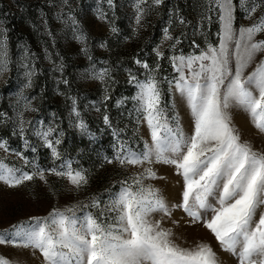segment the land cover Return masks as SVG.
I'll return each instance as SVG.
<instances>
[{"label": "snow or ice", "instance_id": "1", "mask_svg": "<svg viewBox=\"0 0 264 264\" xmlns=\"http://www.w3.org/2000/svg\"><path fill=\"white\" fill-rule=\"evenodd\" d=\"M106 3L115 16L114 0ZM67 4L68 0H62L55 19L64 26L62 31L71 32V39L80 45L79 53L89 61L80 78L99 82L103 100L107 101L117 83L112 68H96L89 36L71 10L65 14ZM163 4L164 0H151V4L148 0H136L134 33L143 26L146 16ZM191 9L196 13V24L180 14L179 6L173 5L168 10L169 27L162 29L161 44L152 49L153 64L134 59L144 70L143 79L130 68L125 69L127 83L136 90L130 97L133 107L128 111L132 136L139 135L142 126L147 129V137L140 136L142 147L134 149L128 141L120 139L128 124L114 127L107 108L102 113L103 124L112 129L118 144L114 145L111 158L104 156V162L125 172L130 168L138 170L129 172L102 193L90 194L85 201L53 206L46 216H34L12 225L0 232V245L28 249L33 256L38 253L42 258L40 264H224L210 243L196 241L185 246L186 241L182 245L173 239L172 229L163 224L165 220L178 224L172 217L174 211L181 210L188 218L186 223L206 229L220 252L235 257L236 264H264V147L254 148L251 142L241 139L231 111L239 109L246 113L253 126L264 134V0H192ZM237 10L242 13L240 19L249 23H238ZM40 18L44 34L52 38L55 46L56 38L43 11ZM97 19L106 21L111 33L118 31L102 9H97ZM173 21L184 27L191 24L193 36L204 37V47L193 39L191 46L198 52L177 54L181 37L187 33L181 31L174 36L170 31ZM4 23L0 19V77L17 63L23 69L24 83L15 101L14 117L0 113L4 117L0 125L10 122L12 135L19 137L25 150L35 153L36 146L26 138V126L32 125V121L25 119V113L39 109L32 104L35 97L30 99L24 89L33 87L36 53L26 41H18V58L14 60L9 29ZM214 24L215 42L209 39ZM32 27L37 28L35 24ZM165 42L170 51L167 57L161 50ZM99 47L108 50L103 40ZM44 59L52 62L54 71L63 76V57L56 63L45 47ZM165 59L175 73L171 78L160 77V62ZM61 82L69 84L66 78ZM163 83L168 85V99L161 87ZM68 99L72 101L70 113L76 117L70 124L91 138L76 98ZM127 99H118L116 107L121 108ZM181 107L189 117L187 128L181 120ZM95 111L100 112V108L95 107ZM37 123L40 127H31V133L50 151L52 167L41 168L21 151L12 150L21 166L0 159V184L19 188L36 179L47 184L50 174L65 179L70 191L79 194L86 190L89 170L73 167V160L60 151L63 130L59 125L53 127L51 122L46 127L43 121ZM0 150L9 153L8 142L3 138ZM155 166L171 170L173 186H179L174 202L151 183L168 179L159 176ZM0 264L14 262L0 256Z\"/></svg>", "mask_w": 264, "mask_h": 264}, {"label": "rangeland", "instance_id": "2", "mask_svg": "<svg viewBox=\"0 0 264 264\" xmlns=\"http://www.w3.org/2000/svg\"><path fill=\"white\" fill-rule=\"evenodd\" d=\"M61 2L62 0H0V19H4V26L9 29L8 36L13 59L18 58V41H26L31 46V50L36 53V75L33 77V87L24 89V94L30 99L35 97L32 104L39 109L38 112L25 113V119L32 121V125L26 126V138L30 144L36 146L37 151L33 153L30 149H24L19 137L12 135V125L9 122L6 126L0 125V138L7 140L9 145L8 154L0 150V159L10 165L20 167L22 162L12 154V150H17L41 168L52 167L50 151L31 133V127H40L37 121H43L45 127L51 122L53 127L59 125V129L64 132L63 142L60 145L62 155L73 160V167L89 170V186L77 194L69 190L70 185L65 179L50 174L47 175V184L39 179L19 188H8L0 184V232L10 229L14 224L27 222L31 217L46 216L53 206L63 207L78 201H85L90 194L102 193L106 187L128 175L129 172L138 170L130 168L128 172H125L115 164L104 162V156L111 158L115 151L114 145L118 147V144L112 134V129L103 124L102 113L107 108L114 127L123 128L125 124H128L126 133H121L120 139L128 141L134 149L142 147L140 136L146 138L147 129L142 126L141 133L136 137L132 136L128 111L133 107L130 97L135 94L136 90L127 83L128 73L125 69L130 68L133 73L143 79L144 70L134 63V59L146 60L150 65L154 63L155 54L152 49L161 44L162 29L169 27L168 10L173 5L179 6L180 14L188 21L192 24L197 23L196 13L191 9L192 0H164V4L159 6L157 11L146 16L143 26L135 33L133 31L136 28L133 5L136 0H114L117 5L115 16L109 10L106 0H68V4L64 6V12L67 14L71 10L85 28L96 68L111 67L112 75L117 81L112 86L110 99L104 101L103 88L99 82L85 81L80 78V73L89 67V61L79 53L80 45L71 39V32L66 29L62 31L64 26L55 19V13L60 10ZM148 3L151 4V0H148ZM98 8L108 13V19L118 30L116 33L110 32L106 21L97 19ZM41 11L46 14L49 29L56 38L55 46H53L52 38L44 34L43 22L40 18ZM241 16L242 13L237 10L238 23H249V21H242ZM33 24L37 26L35 30L32 27ZM216 30L217 26L214 24L209 35V39L213 42L217 39ZM170 31L174 36L179 35L181 31L187 33L186 37H181V44L176 49L177 54L181 51L185 54L194 50L198 52L199 49L191 46L193 39L200 47H204V37L199 34L193 36L191 24L184 27L173 21ZM101 40L108 44V50L99 47ZM45 47L48 48L52 54V60L56 63L60 62V57L64 58L63 76L59 71H54L52 62L44 59ZM161 50L165 52L166 57L170 55L168 42L162 45ZM104 61L107 63H102ZM160 63L161 78L165 76L171 78L175 75L167 59ZM64 78L68 79L69 84L65 85L61 82ZM23 83V69L17 63H13L11 70L4 77H0V113L14 117L15 101ZM161 87L165 89V96L168 99V85L163 83ZM69 96L76 98L81 117L87 125L88 132L92 134L91 138L87 133L81 134L75 126L70 124V121H75L76 117L70 113L72 101L68 99ZM123 97L129 99L118 109L116 101ZM94 105L100 108V112L95 111ZM179 111L181 120L187 128L189 119L187 111L183 107ZM231 111L233 124L238 129L241 139L251 142L254 148L264 147V134L253 126L248 115L239 109ZM137 141L140 142L137 143ZM56 163L58 165L59 161ZM155 167L159 176H166L168 179H158L151 183L161 188L164 195L174 202L176 188L179 186H173L171 170L166 166ZM115 188L118 189L119 185L115 184ZM172 219L178 220L179 223L172 224L170 220H165L163 226L172 229L173 239L177 243L184 245L186 241L185 246L196 241L210 243L224 264H236L235 257L220 252L214 237L206 229L199 224L186 223L188 218L181 210L174 211ZM0 256L6 257L14 264H40L42 260L38 253L33 256L28 249L10 245H0Z\"/></svg>", "mask_w": 264, "mask_h": 264}]
</instances>
